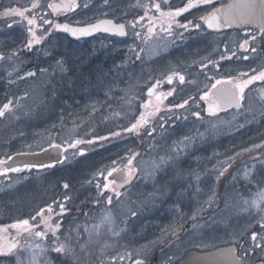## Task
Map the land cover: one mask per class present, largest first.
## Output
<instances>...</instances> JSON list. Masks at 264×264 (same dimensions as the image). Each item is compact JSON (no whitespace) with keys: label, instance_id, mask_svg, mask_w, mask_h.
Segmentation results:
<instances>
[{"label":"rangeland","instance_id":"obj_1","mask_svg":"<svg viewBox=\"0 0 264 264\" xmlns=\"http://www.w3.org/2000/svg\"><path fill=\"white\" fill-rule=\"evenodd\" d=\"M52 1L38 0L39 6L35 11L25 13L28 18L35 16L37 25L42 20L51 21V24H44L42 28L34 26L37 35L44 39L31 50L25 47L30 34L24 17L13 13L5 17L0 28V54L5 57L0 60V107L12 102L11 110L0 117V154L39 150L53 143L65 145L69 154L63 162L50 169L15 172L11 176V183L17 184L20 178L28 179L25 185L31 191H27L25 199L22 198L20 203L27 206L26 212L30 216L41 206L35 208L33 205L50 202L54 194L59 195L60 201L91 200L92 197L93 201L100 198L106 201L109 196L100 195L105 175L116 162H128L133 157L128 152L131 148L137 150L138 154L131 167L140 171L139 181L119 197H112V203L106 205L101 216L97 215L93 222L85 219L78 224H69L65 221L61 228L66 233L65 236L84 234L76 242V248L84 244L83 239L88 241L90 238L87 248L90 254H106L111 258L109 255L119 256L133 252V255L138 253L150 259L157 246L181 230L185 221L188 222L189 218L197 214L203 217L210 214V207L206 206L211 197L214 203L217 198L220 204L218 180L220 173L224 172L232 160L251 151L264 150V81H255L245 89L244 103L235 112L213 118L216 126L212 124V132L202 128L204 113L195 111L193 105L192 112L171 113L170 121H177L172 123L182 130L180 135L187 134L188 139H193L185 148L178 136L176 141H171L179 134L173 131L176 126L172 125L166 128V134L160 133L154 146L149 141L143 143L138 137L133 138L129 132L121 133L125 131L123 128H130L136 123L142 112L154 113L147 117L148 121H152L158 114L156 108L163 104L164 99L162 98V102L157 101L156 96L166 95V89L158 91L154 88L151 107L145 109L143 105L150 100L147 89L152 88L151 85L157 84V81L166 79V74L172 72L173 75L184 70L185 64L180 57L175 60L168 56L172 52L169 45L174 44H171L173 38H169L167 32L166 36L161 33V28L164 25L166 28L167 24L155 27L160 34L151 46L144 39L140 40L138 46L134 44L137 40L134 33L138 32V26L133 29L129 22L133 19L132 14L137 4L144 7L145 0H108L107 4L105 0H77V8L66 18L83 23L103 16H113L125 20L129 32L125 37L98 36L88 44H69L52 27L60 18L58 13L48 7ZM36 2L37 0H5L2 6H5L6 11L13 8L24 10L31 9ZM154 3L163 5L164 0H153L151 4ZM10 24L12 27L8 26ZM225 35L216 38L218 51ZM233 39L235 46L239 48V44L248 39V35L235 34ZM249 42L252 46H257V41ZM134 46H137V50ZM245 53L251 56L254 54L250 51ZM260 54L249 62V71L258 70L255 74L264 70L259 71L264 66V54ZM29 56H34L32 66L27 64ZM58 61H63V71L57 67ZM245 66L220 63L219 79L229 78L233 76V72L237 75L248 73ZM41 69L45 71L41 72ZM29 72H34L35 75L27 76L26 73ZM203 82L205 86L206 83L204 80ZM159 87L158 85L157 88ZM48 89L54 90L51 97L55 96V103L45 97ZM196 112L200 113L199 117L193 115ZM205 116L211 118L209 114ZM237 117L242 122L240 128L232 126ZM121 123L124 126L119 128ZM158 125L155 124L154 127ZM195 127L202 128V133L196 131ZM116 129L121 140L115 139L116 141H108L110 143L95 147L86 143L77 145L76 148L68 146L77 139L97 141L100 137H111L112 133L117 132ZM220 133L224 135L221 141L218 137ZM162 140L166 142L165 152L157 146ZM256 145L259 147H255ZM179 148L180 154L177 153ZM80 149H83L84 155H79ZM121 152L128 155L117 156ZM162 157L167 163H160ZM194 169L197 172L193 174L195 182L192 186L191 181L187 179V182L185 179L188 172ZM254 177H260L264 181V156L240 166L231 174L221 208L212 212L210 218L187 230L180 238L167 242L166 253L159 254V262L166 259V263H174L191 249L206 250L232 242L242 244L240 254L247 264H254L262 259L263 255L253 245L250 226L255 220L264 217V202H261L260 208L249 207V204L264 188L254 189L255 193L247 188L249 193L246 192L245 197L241 193L242 187L250 186L249 181ZM64 184L68 185L67 189L63 187ZM97 184L100 185L99 188ZM11 191L14 199L21 198L19 188H12ZM164 192L166 206L162 199L159 200L165 198ZM65 197L69 199L65 200ZM132 213L136 215L133 216ZM105 214L112 217L111 225L102 223ZM109 228L119 232V235H112ZM27 244L30 253L27 252L25 264H31L35 243L28 241ZM37 259L38 264H49L50 260L47 256H37Z\"/></svg>","mask_w":264,"mask_h":264},{"label":"flooded vegetation","instance_id":"obj_2","mask_svg":"<svg viewBox=\"0 0 264 264\" xmlns=\"http://www.w3.org/2000/svg\"><path fill=\"white\" fill-rule=\"evenodd\" d=\"M5 0H2V3H0V28L5 21V16L3 13L6 11L5 6H2L4 4ZM146 4L144 7L141 5L137 4L136 9L133 11L132 14V21H137L139 20V17L144 16L145 19L143 21H140L138 26V32L141 34V36L137 40L134 41V44L140 46V40L144 39L146 42H149L150 46L151 43L154 42L156 38H158L160 32L155 30V27L162 26V23L164 24V18H161L160 14L155 12L153 7H151V2L153 3V0H145ZM230 0H213L211 5H200L196 8L190 9L188 12L183 13L180 17H177L176 20L180 24H184L188 21H192L193 24H200V28H194V27H189V29L185 30L183 28H179L176 26L174 23L172 26V34L169 35L167 33V36L169 38H173V43L174 45H169L170 49V54L168 56L170 58H173L177 60L179 57L181 58V61L185 64L184 65V70L182 72H179L180 75H183L185 80L183 83H181L178 79V77H173L172 83L167 82V77L169 75H172V72L169 74H166V79L161 80L159 84V88L155 87L158 91L161 89H166V94L171 92L172 95L167 96L166 98L163 99V104L158 106L159 108L158 114L154 117L152 121H149L148 124H146L143 128H141L138 132H129L133 135L134 138H139L143 143L145 141H149L151 144L154 142L155 136H159L160 133L166 134V128L169 126H176L172 122H177L175 121H170L171 118V113H176V112H192L193 108L191 107L192 105L195 107V111H199L204 114H209L207 107L209 103L214 99V93L212 89V84L215 83L216 80H219L218 76V68L219 64H239V65H245L248 64L251 60H253L258 54L263 55L264 54V39H261V34H260V26L254 25V24H246L241 27H236L231 25V27H224L223 30H212L207 27V25L200 19L202 16H206L208 13L213 11V9H221L224 7ZM188 2V0H167V3H163L161 5L162 9L161 11L167 12L170 10H175L177 8L184 7L185 4ZM75 4L78 6V1L75 0ZM77 7L73 8L71 12H59L58 16L60 17L59 20L57 21H70V22H75L72 19L66 18V16L71 15L74 10ZM145 12H147V15L145 16ZM151 24L154 27V31L151 35L148 34V27L150 24V19ZM56 21V22H57ZM55 22V23H56ZM77 23V22H76ZM87 23V22H85ZM127 26L128 23L126 22ZM164 25L163 27H165ZM156 31V32H155ZM162 34H165V31H161ZM247 34L250 33L252 35L257 36V51L251 56V54H246L245 50L238 48L234 44V39L233 36L235 34ZM59 34V33H57ZM224 39L220 45V49L218 51V41H216V38L219 37V35H223ZM61 36H67L64 34H59ZM106 35V34H105ZM107 36V35H106ZM97 37V36H96ZM67 38H69L67 36ZM70 39V38H69ZM91 41V39H81L78 41H74L70 39L68 43L71 44H88ZM144 47V46H142ZM179 47V48H178ZM251 47L252 44L249 42V50L246 52H251ZM137 46H134V49H136ZM150 49V47H148ZM173 49V50H171ZM153 50V49H152ZM235 53V55H233ZM252 53V52H251ZM225 57V59H221V57ZM245 56H248L249 59H244ZM228 57H231L230 59ZM147 58V57H146ZM215 62V63H211ZM202 65H206V67H202ZM218 65V66H217ZM190 73V76L188 74ZM254 72H248V76H245L244 78L238 74V76H231V78L234 79H247L248 77L252 76ZM223 80H227L228 78H222ZM205 81V86L204 82ZM156 85V84H155ZM149 86V85H148ZM152 88L154 85H151ZM206 87V88H205ZM148 91V89H147ZM209 92L210 99L209 100H201L200 97L205 93ZM150 100H153V97H149ZM147 98V99H148ZM187 100L188 103L184 105L183 108L176 107L177 105L183 104L184 101ZM12 108V107H11ZM156 108V109H157ZM157 111V110H156ZM196 121V120H195ZM155 124H159L158 126L154 127ZM163 125V127H161ZM178 127V126H176ZM155 129V131H153ZM151 133V135H149ZM116 141V140H115ZM110 143V142H109ZM112 144V143H111ZM65 148H67L65 146ZM25 151V150H24ZM18 152V151H17ZM17 152L13 154H6V155H1L0 156H5L4 158H0V161H7L9 157L14 156ZM128 152H131L130 154L133 155L134 153L137 155V150H129ZM68 152L65 154V156H68ZM128 155L126 152H121L117 156L121 155ZM135 155V156H136ZM60 164V163H52L48 165H55ZM128 166L127 160L121 161V162H116L114 166H112L109 171L115 167L117 169H122ZM52 167H45V168H38V167H33L30 170L33 171H41V170H47ZM14 168H21L23 170H26L24 166L22 167H14ZM4 167L3 164H0V173L4 172ZM135 169V168H133ZM32 171V172H33ZM197 172V169L191 170L188 172L187 179H189L192 183L195 182L194 180V175ZM15 172L9 171L5 174H0V245H8L10 243H15L19 242V246L15 252V254L10 255V256H0V264H18V261L20 264H25L26 263V255L27 252L30 253V250H27V242H34L36 244H40L41 248L43 246H47L48 251L40 254L38 256H47L49 257V264H73V260L68 257L64 256H58L56 253L51 251V248L53 247V240L52 239H45V240H40L39 238L35 237L34 235H31L28 232H24L20 229L13 228L11 227L13 224H15L18 221L22 220H29L30 223H33L31 220V217L36 216L37 212L41 208L47 209L49 205L52 206L53 213L51 214V221L50 222H56L59 220L61 224H63L65 221L69 222V224H78L82 220H87L88 222H93L92 220L96 219V216H101L102 209L108 206L107 200H101V198L98 201H93V197L91 200H80V201H60L59 200V195L54 194V196L51 198L52 200L50 202H41V204H35L33 205L35 208L39 205L40 208L33 214V216H30V213L27 214L26 212V205L24 203H20L21 199L26 197L27 191H31V189L26 188V181L28 179H23L20 178V181H18L17 184H12L11 183V176ZM140 171L135 169V175L133 180L124 188L122 189H116L119 191L121 194L125 192L128 188L132 187L134 183L138 182L140 179L139 175ZM150 175V174H149ZM10 176V179H9ZM107 176V174L105 175ZM114 178L108 177V180L104 179V183H107L108 181L112 180ZM143 180V178H142ZM117 184L119 183L118 180H116ZM188 182V180H187ZM184 184V182H182ZM179 187V186H178ZM12 188H19V195L21 198H18L17 200L14 199L11 193H13L11 190ZM178 189V188H177ZM177 189L174 191V193L177 191ZM166 192V191H165ZM165 192L163 195H165ZM100 195L105 194L107 196L114 197L115 194L110 191V190H103L100 191ZM162 199L163 205L166 206V195L165 198H159V200ZM158 200V201H159ZM217 198L216 202L214 203L213 198L211 197L210 203L206 207H210V214L208 216H200L197 214L196 216H192L189 218V221H185V224L183 228L177 232H175L167 241L166 239L161 242L157 246V249L152 252L151 257L147 258V256H143L141 254H135L127 253L125 255H109L111 258H108L106 254H90L87 257L83 255L81 252L80 248H76L75 244L77 242L76 239V234L73 233L74 237H72V245L75 248V255L77 257H80L79 261L77 264H135L137 260H142L144 261V264H174V263H166V259L163 260V262H159V254L161 252L166 253V245L167 242L178 239L181 236H183L187 230L192 229L197 225L198 222L201 221V219H208L213 213V208L217 204ZM63 203L65 212L62 216L57 217L55 214L59 213L60 208L59 204ZM207 203V201H206ZM205 203V205H206ZM21 207H18V206ZM104 205V206H102ZM47 215V213H46ZM40 218L37 217V220L35 223L39 224ZM90 222V223H91ZM39 230H43V225H40ZM62 230V231H61ZM60 232L58 235H60V239L64 240V236L66 233L63 232V228H61ZM164 236H166L165 232H162ZM84 237V234H81L80 238ZM83 243H85V240L83 239ZM35 253H39L40 250L35 248ZM89 252V250H87ZM133 251V250H132ZM150 256V255H149ZM91 257H94L93 260H91ZM123 257V259H121Z\"/></svg>","mask_w":264,"mask_h":264},{"label":"snow or ice","instance_id":"obj_3","mask_svg":"<svg viewBox=\"0 0 264 264\" xmlns=\"http://www.w3.org/2000/svg\"><path fill=\"white\" fill-rule=\"evenodd\" d=\"M165 3H167V0H164ZM213 2V0H188V2L185 4L184 7L181 8H177L175 10H170L167 12L161 11V4L160 3H154L151 5V7L155 8V10L157 12H160V16L161 18H164V22L167 24V27H162L161 31H165L167 32L169 35L172 34V26L175 23L177 27L179 28H183L185 30L189 29V27H194L199 29L200 28V24H193L192 21H188L184 24H180L178 23V21L176 20L177 17H180L183 13L188 12L190 9L196 8L200 5H211ZM108 3V0H105V4ZM39 6L38 4V0L36 3H33L31 6V9H24V10H20V9H9L7 11H5L3 13V15L5 17L11 15V14H16L20 17H24L27 20V24H28V33L30 34V38L27 41V44L25 45V47L29 50L32 49V47L34 45H39L42 41V39H44V37L37 35V32L34 29V26L36 27H43L44 24H51V21L48 20H42V23L37 25V18L35 16H33L32 18H28L25 16L26 12L29 11H35V9ZM49 8H53L54 10H56L58 7L61 6H57V5H53V4H49L48 5ZM62 7L64 8H75L77 7V5L75 4V0H73V2L70 5H63ZM235 7H240L242 9H244L243 12H241L238 16L234 15L230 12H224L223 14H218L220 13L219 9H213V11H211L210 13H208L206 16H202L200 17V19L207 25L208 28H219V27H231V25L233 23H235L237 20H239V22L241 23H251L254 19H259L262 23L260 26V34H261V39H264V0H241V3L239 5H236ZM147 15V12H145V16ZM145 19L144 16L139 17V20L137 21H130L129 24L131 25V27L133 29H135L136 25L139 24L140 21H143ZM150 19V24L148 27V34L151 35L154 31V27L151 24V20ZM9 27H12V25H8ZM52 27L57 28V29H63L66 32H70L73 36H83V35H87L89 34V32L91 31H96L99 30L101 27H103V30L106 32H115L119 35H126L124 29H125V25L124 24H119V25H115L113 24L112 21L110 20H104V21H100L98 24L95 25H90L89 27L86 28H73L70 27L68 25H59V24H55L52 25ZM136 37H140L141 34L139 32H135L134 33ZM248 35V39H245L242 43L239 44V48L248 51L249 50V41L255 42L257 40V36L256 35H252L250 33H247ZM251 52L255 53L257 51L256 47H251ZM130 51H134V49H130ZM13 55H15V53H13ZM233 55H235V53H233ZM5 57L3 56V54H0V60L4 59ZM11 57H9L10 59ZM229 59L231 57H228ZM137 59H139V56H137ZM221 59H225V57H221ZM244 59H249L248 56H245ZM211 63H215V62H211ZM218 66V65H217ZM57 67L60 68L61 71H63V61H58L57 62ZM202 67H206V65H202ZM45 70L41 69V72H43ZM254 71V70H253ZM27 76H34L35 73L34 72H29L26 73ZM178 77L179 81L181 83L184 82L185 78L183 75H180L179 73H173V75L168 76L167 77V82L168 83H172L173 81V77ZM241 77H245L248 76V73H240ZM255 81H264V70H261L258 74L252 75L250 77H248L247 79H234L229 77L227 80H223V79H219L216 80L214 84H212V89H217V85H231V87H227V88H221V89H217V92L214 96V99L212 100V102L209 103L208 105V111L210 114L215 115V113L217 111L220 110L221 106H227V107H231L233 104L239 106L240 105V101L244 100V91L245 89L253 84V82ZM159 81H157V84L153 86V88H149L148 89V95L149 97H151L154 94V88L157 87L159 85ZM172 95L171 92L167 93L166 95L162 94V95H157L156 99L157 101L162 102V98H166L167 96ZM201 100H209L210 99V95L209 92H205L201 97ZM188 103L187 100L184 101L183 104L177 105L176 107H180L183 108L184 105H186ZM12 107V102L9 101L8 103H5L2 107H0V117L5 116V114L11 110ZM143 107L145 109H148L149 107H151V100H149L148 102H146ZM95 107L93 106V111H95ZM157 111H159V108L156 109ZM116 115H119L118 113ZM149 115H154V113L151 112H142L140 117L137 119L136 123L132 124L130 128H126L125 131L126 132H138L141 128H143L146 124L149 123L148 121V116ZM193 115H195L196 117H199L200 113L196 112L193 113ZM161 127H163V125H161ZM153 131H155V129H153ZM112 136H119L120 133L119 132H115L111 134ZM149 135H151V133H149ZM99 139L101 140H107L108 137H100ZM188 138L186 137L185 140H187ZM92 144L94 143V141L89 140V141H84V140H74L72 141L68 146L71 148H76L77 145H81V144ZM51 147L54 148H60V145H50ZM255 147H259V145H256ZM79 155H84V151L83 149L79 150ZM135 153L133 154V157L131 159L128 160V166H126V172H122V176L121 179L123 180V183L120 185H117L116 179H112L110 181H108L107 183L103 184V190H110L112 191L116 197H119L121 195V193L119 191H117V187H122L126 184H129L130 181L133 179L134 175H135V169H133L131 167L132 165V161L135 158ZM9 159H11V157H9ZM171 157L168 158V160H170ZM6 163L5 161H0V164H4ZM115 163V162H113ZM160 163H167V160L165 158H161ZM53 165H32V164H25L24 168L25 169H31L33 167H38V168H45V167H52ZM159 165H157L158 167ZM23 169L21 168H6L4 169L3 173L0 174H5L9 171L12 172H20ZM121 171L120 169H117L115 167H113L110 171H108L107 176L104 177L105 180H108V177H111L113 175V173ZM221 175H223V173H220ZM100 175H103V173H100ZM63 187L65 189L68 188L67 184H64ZM97 187L99 188L100 185L97 184ZM69 199L68 197H65V200ZM107 202L108 204L112 203V197L109 196L107 198ZM261 202H264V191H261L260 193L257 194V198L254 199L253 201H251V203L249 204L248 201H245L246 204H249V207H256V208H260V204ZM59 208L60 211L59 213H56L55 215L57 217L62 216L65 212V208H64V204L60 203L59 204ZM246 210V209H245ZM47 213V215H46ZM53 213V209L52 206L49 205L47 207V209L41 208L39 210V212H37L36 216L31 217V220L33 221V223H30L29 220L25 219L22 221H18L15 224H13L11 227L13 228H17L20 229L24 232H28L31 235H34L35 237L39 238L40 240H45V239H52L53 240V247L51 248V251L56 253L58 256H64V257H68L71 258L73 260V264H77V262L79 261L80 257H77L75 255V248L73 247L71 241H72V237L71 235H67L65 236L64 240L60 239V235H58V233L61 230V222L59 220H57L56 222H50L51 221V214ZM133 216L136 215V213H132ZM37 217L40 218L39 220V224L35 223V221L37 220ZM262 220H264V217L261 218ZM102 223H106L108 225H111L113 223L112 217L110 216V214H105ZM40 225H43V230H39ZM87 231V229H86ZM109 231L112 232V235L114 236H118L119 232H115L112 231L111 228H109ZM80 233L76 234V239L77 242H79L80 240ZM251 239L253 241L257 240V233L253 232ZM90 238L88 241H85L84 244H80V250L83 253V255L85 257H87L88 255H90V253L87 251L88 248V244L90 243ZM19 246V242H15V243H10L8 245H0V256H10L15 254L17 248ZM35 248L39 249L40 252L39 253H34L33 257H32V261L31 264H38V259L37 256L40 254H43L45 252L48 251V249L45 248H41L40 244H36L34 245ZM256 247H260L259 244L256 245ZM229 253H231L232 255H235V250L234 249H228L227 250ZM121 259H123V257H121ZM171 260V258H169ZM237 261H239L241 259V257L237 256L236 257ZM18 264H20V262L18 261ZM135 264H144V261L142 260H137L135 262Z\"/></svg>","mask_w":264,"mask_h":264},{"label":"water","instance_id":"obj_4","mask_svg":"<svg viewBox=\"0 0 264 264\" xmlns=\"http://www.w3.org/2000/svg\"><path fill=\"white\" fill-rule=\"evenodd\" d=\"M1 1L2 0H0V3H1ZM72 2H73V0H54L51 4L61 6V7H58L56 10H54L53 8L52 9L54 12H70L73 10V8H71V7L64 8L62 6L63 5H70ZM240 3H241V0H230L224 7H222L220 9V13H218V14H223L224 12H230V13L238 16L241 12L244 11V9H242L240 7H235L236 5H239ZM104 20H110L115 25L124 24L125 25L124 31H125V33H127V26H126L125 22L118 21L114 17H109V16L102 17V18H99L95 21H92L89 23H84V24L73 23V22H69V21H60V22H57L56 24L68 25V26L73 27V28H86V27H89L90 25L98 24L100 21H104ZM261 23L262 22L259 19H254L251 23H241V22H239V20H237L232 25L236 26V27H241V26H244L246 24H254L257 26H261ZM210 29H212V30H223L224 27L223 26L219 27V28L213 27ZM55 30L58 33H63V34L68 35L73 40L92 38V37L99 35V34H109L112 36H124V35H119L115 32H106L103 30V27H101L99 30L91 31V32H89V34L83 35V36H73L70 32H66L63 29L55 28ZM227 87H231V85H217V89L227 88ZM217 89H213L214 96L217 92ZM241 104H242V101H240L239 106H241ZM239 106H237L235 104H233L231 107L221 106L220 110L217 111L216 113L220 112L221 110L230 109V108H237ZM207 110H208V107H207ZM54 145H60L61 147L60 148H54V147L49 146L43 150L36 151V152H20V153L15 154L14 156H12L11 159L5 161L6 163H4L3 165L6 168H13L16 166L22 167L25 164L48 165L51 163L60 162L64 159V155H65L64 146L61 144H54ZM120 170L121 171L115 172L111 176V178H114V179L119 181V183L117 185H120L123 183V180L121 179L122 172H126L125 168H122ZM127 185L128 184H126L122 187H117V189H122V188L126 187ZM228 249H234L235 255H232L231 253H229L227 251ZM237 256L240 257V255L238 254V244L237 243H229V244L219 245V246L212 248V249H209V250H198V249L190 250L176 264H245L242 257L239 261H237V259H236ZM254 264H264V260H259V261L255 262Z\"/></svg>","mask_w":264,"mask_h":264},{"label":"trees","instance_id":"obj_5","mask_svg":"<svg viewBox=\"0 0 264 264\" xmlns=\"http://www.w3.org/2000/svg\"><path fill=\"white\" fill-rule=\"evenodd\" d=\"M68 41H69V39H68ZM34 57V56H33ZM33 57H31V56H29L28 57V60H27V64L29 65V66H32L33 64H34V58ZM222 65H226V64H222ZM235 65V64H234ZM246 66H245V68L244 69H247V70H250L251 69V64H245ZM242 68V67H241ZM263 67H261V68H259V70H261ZM234 71H236V70H234ZM255 72V71H254ZM257 72V71H256ZM233 76H238L237 75V73L235 74L234 72H233ZM244 78V77H243ZM53 92H54V90H52V89H48L47 91H45V97L50 101V102H54L55 103V100H56V98H55V96H54V98H52L51 96L53 95ZM235 110H237V109H230V110H225V111H222V112H220V113H217V114H215V115H212L211 116V118L209 119V118H206V116L204 115L203 117H202V122H203V126H202V128L203 127H205V129L207 130V131H213V126H212V124L214 125V121H213V118H216V117H218V116H225V113H228V112H235ZM244 111H246V110H244ZM136 115V114H135ZM239 117H237V118H235L234 120H233V124H232V126H235V128H240L241 127V125H242V122H241V120L240 119H238ZM238 119V120H237ZM132 122H134V121H132ZM200 123H201V121H199ZM224 122H226V121H224ZM229 123V122H228ZM124 125L121 123V125L119 126V128H121V127H123ZM214 126H216V125H214ZM218 126H219V124H218ZM217 126V127H218ZM196 128V131H200L201 133H202V128H198V127H195ZM123 129H126V128H123ZM123 129H120V130H123ZM214 129H215V127H214ZM116 131H117V129H116ZM173 131H177V134H178V132H179V134L178 135H175V137H173L172 139H171V141H176V139H177V136L181 139V141L183 142V144H184V148L187 146V144H188V142L190 141V140H193L192 138H190V139H187V140H185V137L187 136V134H183V135H180L181 133H182V130L179 128V127H173ZM118 132V131H117ZM121 133H128V132H126V131H124L123 130V132H121ZM102 134H104V132H102ZM219 139H220V141L221 140H223L224 139V135H222V133H220L219 134ZM134 138V137H133ZM158 138V136H155V139H154V142H152V144H153V146L155 145V141H156V139ZM115 139L116 140H121L122 138H120L119 136H111V137H108V139L107 140H101V139H98L97 141H95V140H92V141H94V143H92V144H87V145H92L93 147H95V146H102V144H107V143H109L108 141H111V142H113V141H115ZM157 146L159 147V148H161L160 150H164L163 152H165L166 150H165V148H166V142L165 141H159L158 142V144H157ZM131 148V147H130ZM132 149V148H131ZM178 154H180L181 153V148H179V150H178V152H177ZM262 156H264V150H256V151H251V152H248V153H246V154H244V155H242V156H239V157H237V158H235L234 160H232L227 166H226V168H225V170H224V172H223V175H220V178H219V180H218V187H217V193H218V196L219 197H221L220 198V204L218 203V206H217V208H215V211L216 210H218L219 208H221V203L223 202V198H224V195H225V192H226V189H227V183L229 182V179H230V177H231V174L236 170V169H238L240 166H243V165H248L250 162H254V161H257V160H259ZM114 166V165H113ZM112 167V166H111ZM251 181H249L250 182V186H248V187H246V186H244V187H242V191H241V193H242V195L245 197L246 196V190H247V188H250L249 190H250V192H252V193H255L256 192V190H254V189H262V188H264V181H262L261 179H260V177L257 179L256 177H254V178H252V179H250ZM243 184H245V183H243ZM242 184V185H243ZM247 193H249V192H247ZM223 196V197H222ZM251 230H250V232H256L257 233V240L256 241H254V243H253V245L256 247V245L257 244H259L260 245V247H256V249H257V251H258V253H261V255H263V257H262V259H264V220H262V219H260V220H255L252 224H251ZM241 246H242V244H241Z\"/></svg>","mask_w":264,"mask_h":264}]
</instances>
